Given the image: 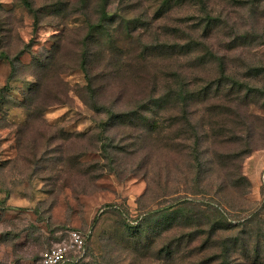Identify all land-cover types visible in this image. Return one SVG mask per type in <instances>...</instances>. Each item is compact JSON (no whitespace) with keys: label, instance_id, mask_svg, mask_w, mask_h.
Here are the masks:
<instances>
[{"label":"rangeland","instance_id":"rangeland-1","mask_svg":"<svg viewBox=\"0 0 264 264\" xmlns=\"http://www.w3.org/2000/svg\"><path fill=\"white\" fill-rule=\"evenodd\" d=\"M70 229L63 264H264V0H0V264Z\"/></svg>","mask_w":264,"mask_h":264},{"label":"built area","instance_id":"built-area-1","mask_svg":"<svg viewBox=\"0 0 264 264\" xmlns=\"http://www.w3.org/2000/svg\"><path fill=\"white\" fill-rule=\"evenodd\" d=\"M88 236L79 229H70L67 238L42 252L40 264H63L71 258L78 260L86 250Z\"/></svg>","mask_w":264,"mask_h":264},{"label":"trees","instance_id":"trees-1","mask_svg":"<svg viewBox=\"0 0 264 264\" xmlns=\"http://www.w3.org/2000/svg\"><path fill=\"white\" fill-rule=\"evenodd\" d=\"M88 239H89V236H88V238H87V242H88ZM86 246H87V244H86ZM41 258V257H40Z\"/></svg>","mask_w":264,"mask_h":264}]
</instances>
